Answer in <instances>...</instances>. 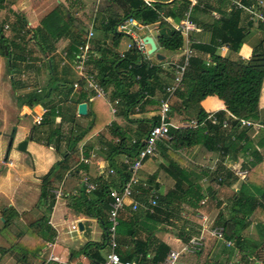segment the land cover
Segmentation results:
<instances>
[{"label":"crops","instance_id":"1","mask_svg":"<svg viewBox=\"0 0 264 264\" xmlns=\"http://www.w3.org/2000/svg\"><path fill=\"white\" fill-rule=\"evenodd\" d=\"M79 1L81 6L76 8L73 0H45L40 5H33L31 0H22L17 5L13 0H5V2L2 3V7H0V27L4 32V36L11 44H13V54L18 56V52L16 51L17 49L15 48V43H18V38H16V33L12 30L13 26L18 21L22 20L26 22L27 27L30 30H33L39 26L40 21L43 19L45 14L50 13L52 10L61 12L65 9L68 10L70 15L75 17L76 20H79L82 27H84L85 33L83 38L89 32L93 34L89 42L90 61L93 62V64L98 62V60L109 62L113 59L112 56L116 54L118 57L119 53L126 51V47L130 43V39L132 41L135 38H141L144 40L145 37H149L156 45L155 53L148 54V46L144 53L134 52L132 56L134 55V57H136L141 64L143 63L147 70H159V76L164 85H169L171 83L172 68L175 64L182 61V52L181 50L176 51V53L164 50L160 47L158 38L160 36H169L171 34V31L174 30V26L179 23V21L183 18L185 11L188 9L189 0H151V7L148 8L158 15L157 22L150 25H143L139 21L135 20L136 27L133 29V34L125 35L129 38V40L124 42V38H121L120 43L116 48L113 47V34L107 32L106 28L109 23H114L115 19L124 18L126 14L132 11L131 7L136 4L133 3L132 0ZM199 1H201L199 6L191 10L192 20L197 25L199 30L198 32L191 33L190 35L193 48L192 58L202 60L203 64L208 66L211 61L210 55L196 50L194 46H210L211 43L219 45L220 42H223L226 39V35L228 33H234L235 28L232 29V27H236L241 32L245 33V37L239 51L233 52L228 45L223 43L220 44L219 47L217 46L215 54L222 57H228L232 60L247 61L251 57L253 49L264 40V24L250 21L247 14L241 11L237 22H235L234 17L231 18L233 20H228L227 17L232 14V12L238 11L231 6L232 3L230 0ZM249 1L252 4L257 3L258 5L259 2H261L260 10L264 15V0ZM7 22H10V25ZM65 22L68 25L71 24V20L69 18H66ZM6 26L8 27L7 29H5ZM5 32H7V34H5ZM68 43V38L63 37L57 39L54 44V52H52L47 58H42L31 41L26 46V50H28L31 54L26 56L27 52H25V54L22 55L23 57L25 56L24 61H18L16 65V67L21 70L19 77L20 80H22L23 86H27L26 89L29 91L32 89L36 90L38 94L43 89L33 86L40 84L39 82L41 80V76L43 75V66H45V68L47 67L48 73H46L49 76V79H51V82L45 87V89L49 88L51 91L50 98L48 100L52 101L53 104H58L65 117V120L55 118V125L59 127L60 131L57 151L54 150L52 146L47 145V141L43 140L46 136L44 132L39 131L37 128L34 130L33 127H22L16 122L20 116H28L35 106H32V108L29 107L25 101L21 102V97L19 96L24 94L25 91L22 89L15 91L13 89L11 83V72L9 68L5 67L6 62L0 55V153H3L2 158L5 156L8 147L7 144H9L11 136V134H7L9 131V122H11V126L16 124L22 132L20 136L21 138L18 139L16 143L15 135L12 133L13 142L11 144L7 162L0 161V223L3 224L4 227L10 229L9 231L11 234L16 235L19 239V241L17 240L15 243L10 240L8 236H1L0 232V264H99L98 262H91L87 256L79 252L87 243H101L103 241V230L101 229L102 225L100 221L84 215H74L68 208L69 199L67 197L77 194V188H73L70 191H68V186H66L67 189L65 188V190L59 188L61 189L63 196L59 199H55L54 206L51 209H49L46 204L42 205L39 202V192L37 196L39 206L36 212L27 210L29 206H26L27 199L25 197L18 198L17 201H15V199L9 194V191L12 187H14V185H16L15 183H18L19 180L23 181L22 179L30 173L27 171L28 168L26 163L24 165H20L15 170V165L10 160L11 156L15 155V153H13V148L16 146L18 147L17 144L26 140L27 144L25 152H27L29 141H36V144H32L33 146L31 147V151L36 157V166L33 168V173L38 174L36 180L38 181L39 186L40 179L56 162L61 159L62 154L69 151L73 145L72 143L81 138V141L77 143L80 154L79 159L81 160L77 167L78 173L70 182L74 181L77 184L76 187H80L81 180L83 178H87L90 182L94 183V180L102 177L108 178L117 184V174H109V171L112 170L111 167H109V160L110 157H112V151L109 148L108 143L110 141H116L112 135V129L110 127L111 123L117 124L120 127H127L131 130H135L136 120H150L151 118L158 116L159 102L161 98V94L159 93H156L155 96L152 97L146 92L145 95L148 98H146L147 101H145V103L150 101L151 103L147 104L143 108L141 107L142 109L139 113L129 115L128 119L119 115L118 109L117 113L113 115L110 111V106L104 100L99 99L103 102L105 107H108L110 113L112 114L111 120L104 126L100 125L99 127L98 125V129L93 131L92 134L91 132H87V128L91 122V117L86 118V116H79L77 114V107L79 104L84 103L87 106V113L92 109L94 114L97 112L96 107L94 106L96 101L93 103L91 102L95 97H93L92 94L90 95L84 87L81 89L73 88V84L79 81L72 66L77 52L69 56L66 52ZM137 54H139L140 58H137ZM155 55L162 56L163 60H159ZM50 60L53 65V71L49 70ZM7 65L9 67V62ZM107 66L109 67V64ZM104 72V74L110 75L107 79L112 78L114 75V71L112 69H105ZM14 73L15 78L18 79L17 73ZM6 77L9 80L8 83L5 82ZM52 81L55 83L51 86L50 84ZM111 83L112 82H109V86L106 88L109 94L113 91ZM135 90H137V88H132L133 92ZM259 96V123L262 124V129L264 130V81L262 83L261 94ZM48 100L46 99L41 102L45 103ZM18 102H20L19 104L21 106L18 105ZM91 103L93 104V108L91 107ZM46 105L48 106V104ZM46 105L42 103L36 105L35 108H40L41 113L35 118V123L36 119L42 117L45 113V108L47 107ZM200 105L206 113H217L220 112V110L225 111L224 104L221 100L212 96L206 97ZM98 108L100 109L99 106ZM70 119H73V121H75V123H77L83 130L76 131L73 123L69 121ZM173 119H171L170 122L174 127L183 126L181 117H177V119L175 117ZM260 131L261 129H251L249 133L250 139L255 140ZM36 132L40 134L39 137L35 136ZM31 134L32 139L29 140L28 136ZM256 148L257 150H260V148ZM46 149L52 151L55 154V157L53 158V155L46 153ZM199 150V147H194L187 150H181L179 154L182 158H184V160H187V162L200 164L202 154ZM206 156H203L202 159ZM248 156V154H238L233 158L226 159L224 161V165L227 169L242 168L246 163V157ZM206 158L207 162L204 164L205 166H203L204 169H213L214 171L218 156L211 153V155ZM26 159V156H22L23 161ZM251 159L252 158H249L248 161H251ZM113 160H115L117 164L126 162L125 157L118 155L114 156ZM150 162L152 163L151 165L149 164ZM145 164H147V166H145ZM165 164L166 161L158 155L157 157L149 158L143 162L141 169L138 171V178L140 181L139 189L141 190V193L146 192V189L149 187L147 184L150 183L149 177L157 171L159 172V176L154 182V185H157V187L153 186L154 191H157L158 194L162 195L166 193L168 189H172L174 187V181L159 169L161 165L164 166ZM181 165L185 167L183 164ZM146 167L147 169H145ZM261 167L264 177V161L261 164ZM142 184H146L147 187H143ZM200 184L203 189L207 191L208 185L202 181H200ZM241 184L242 182L240 181H234L230 186L224 185L217 189L215 199L210 201L207 200L206 203L202 205L197 216H195L196 221L193 219L189 220L186 215L187 218L180 221H175V219L172 220L175 227L161 223L155 224L149 220H142L143 226L148 228L151 235L166 244L170 250H180L181 247H183V245L191 238L200 234V229L198 234H186L192 227L196 226L201 228L200 216H205L207 218L208 227L212 228L213 224L216 222L215 218L217 217L219 210L217 204L219 203L222 205L220 210L224 213V216H227L229 204L231 203L232 198L231 193L234 194L235 192H238ZM129 208V206H126L121 212L120 215L123 218L127 217L126 214L130 210ZM40 209L44 210V212H40ZM182 215L184 216L185 212H183ZM42 217H47V223H43L39 227L33 226V223L38 222ZM5 219L10 222L7 226H5ZM249 220L252 224L249 225V227L245 229L242 234L246 239L258 241L260 240V236L257 226H264V211L260 209L257 210ZM79 222L83 225V231L79 232L77 230L78 228L76 230H71L72 226H78ZM195 222L196 224H194ZM20 224L25 227L26 230H24V232H20L18 230L17 226ZM181 227L184 229L181 230ZM260 229L263 233V228ZM203 234L205 240L202 249L194 255H183L187 258L180 264H209L215 259L225 260L227 258H229V264H243L241 261L242 254L239 253V250L236 249L233 244L226 247L222 241L212 238L208 234L207 230ZM20 235L23 237L19 238ZM42 236H45L46 240L48 238L51 239L45 243V246L40 252H36L35 255L30 253L31 251L38 250L39 242L42 241ZM24 241H26V243H24ZM116 242V253L119 255L120 259L125 258L132 253L133 240L131 237L122 234L120 230H116ZM21 243H23L22 253L20 251L17 252L15 249V247ZM24 250H30V252H27V255H30V257L27 256V258L22 255ZM109 251L110 248L107 246L100 252L103 260ZM21 255L23 258H21ZM183 256L182 259L185 258ZM50 257H54L56 260L50 259ZM151 257L152 253L150 252L146 257V262L144 264H151ZM249 261L253 262V258H249ZM132 262L135 264L134 260H132ZM257 264L261 263L258 262Z\"/></svg>","mask_w":264,"mask_h":264},{"label":"trees","instance_id":"2","mask_svg":"<svg viewBox=\"0 0 264 264\" xmlns=\"http://www.w3.org/2000/svg\"><path fill=\"white\" fill-rule=\"evenodd\" d=\"M17 5L22 0H13ZM45 0H31L33 5H40ZM243 4L249 5V0H240ZM5 0H0V7ZM135 6H132V11L125 15L124 18L115 19L114 23L108 24L106 31L112 33L113 47L116 48L120 39L126 34L117 32V26L125 19L132 18L139 21L143 25H150L158 20V15L150 8L146 7L139 0H132ZM201 1L198 0L199 6ZM193 8V9H194ZM240 11H235L230 14L227 19L237 22ZM69 18L71 24L68 25L65 20ZM236 26V25H235ZM233 34H227L226 39L220 44H226L233 52L239 51L242 46L245 33L241 32L236 27ZM15 36L18 38V43H15L18 56L13 54V44L4 36L3 30L0 27V55L8 59L9 69L12 76V87L15 91L24 90L21 94V102L25 101L29 107L33 105L48 104L46 111L42 116L40 124L37 127L45 128L43 132L46 134L45 141L47 145L52 146L57 151V143L59 141V127L55 125V118L65 120L64 114L58 104H53L50 98V89H43L38 94L36 90H27V86H23L19 74L21 70L16 67L17 62L24 61L25 56L22 55L27 52L26 46L32 41L38 54L44 58L48 57L54 52V44L57 39L68 38L69 43L66 52L69 56L77 52L78 47L84 42L83 35L85 33L79 20L70 15L68 10L58 12L52 10L45 14L37 28L30 30L26 22L20 20L12 28ZM25 38L27 40L25 41ZM160 47L168 52L179 51L183 45L184 40L182 36L171 31L169 36H160L158 38ZM218 44L211 43L210 46H194L196 50L210 55V64L205 66L202 60L191 58L183 78L182 88L175 95V102L171 105V112L169 115L171 119L181 117L183 126L170 127L168 141H161L158 144V156L166 161V164L159 169L163 171L168 177L174 181V187L168 189L164 194H158V199L155 207L150 210L140 208L136 212L128 211L126 218L119 215L118 230L122 234L131 237L133 240V249L127 257L122 258L123 262L135 261V264H144L148 253H152L150 259L151 264H160L164 261L166 255L170 251L169 247L163 242L157 240L151 235L148 228L143 226L142 220H149L155 224L161 223L166 225H173L172 220L180 221L185 219L182 215L195 217L197 216L202 201L214 200L217 189L224 185H232V182L237 181L231 172L225 167L224 161L233 158L238 154H248L247 161L242 167L248 170V174L242 182L238 192H235L229 204L228 214L220 210L221 203L218 205V213L216 222L213 227H222L223 238L225 241L231 242L239 253L242 254L243 264H257L260 262L264 264V226H257L259 238L258 241L246 239L242 232L251 225L249 220L257 210L264 211V177L261 164L264 161V130L261 129L259 135L255 140L250 139L249 133L251 127L241 125V121L259 122V99L264 81V40L260 42L254 49L251 57L247 60H232L228 57H222L215 54ZM137 52L135 50L126 52L125 57L120 59L117 54L112 56L113 59L109 62L98 60L95 64L90 61V65L96 70L97 78L100 84L106 89L109 82H112L113 91L110 93L111 100H119L117 106L118 114L128 119L129 115H135L141 111L143 107L151 103L146 102L145 93H149L152 97L156 93L163 97V84L159 76V70L149 71L145 65L134 57L132 54ZM137 58H140L137 54ZM50 71H53L51 60ZM109 64V67L107 66ZM113 70L114 75L104 74V70ZM18 79L15 78V73ZM83 87V82H79V88ZM137 88L134 92L132 88ZM72 89V87H71ZM216 97L224 104L225 111L217 112L215 118L216 123H213L207 118L209 113H206L201 107L200 103L206 97ZM48 100L45 103L43 100ZM100 98L92 99V103ZM91 107L93 108V104ZM154 103V102H152ZM142 107V108H141ZM137 109V110H136ZM228 114L232 117L228 119ZM91 117V122L87 128V132H92L98 129V119L96 112L88 111L86 118ZM190 120H195L196 128L188 127ZM76 131L83 130L80 126L70 119ZM223 121H227V126L222 127ZM135 130L127 127H120L117 124L111 123V131L116 141H110L109 148L112 151V157L109 160V167L118 176V183L112 182L108 178H98L94 180L95 190L90 194H86L82 187H76L77 184L72 181L76 176L77 167L80 164V154L77 143L81 141L78 139L72 143L73 145L62 154L61 159L56 162L50 170L40 179L39 202L46 204L49 209L54 206L55 199L51 191L61 188L68 191L77 188V194L67 197L69 199V209L74 215H84L86 217L94 218L100 221L103 230V241L101 243H87L79 253L87 256L91 262H98L103 264L104 260L101 258L100 252L108 246L110 222L108 221L109 211V191L114 188H120L124 181H126L130 173L128 171V164H117L113 160L114 156L125 157L128 163L136 160L139 152L143 148L142 141L146 137L149 129L158 123V117H153L150 120H136ZM261 124V123H260ZM49 130H48V128ZM73 129V130H74ZM86 135V134H85ZM84 135V136H85ZM83 136V137H84ZM76 140V139H75ZM194 147H199L203 156L208 157L211 153L218 156L215 170L211 172L209 169H204L203 166L207 162V158H201L200 164H193L184 160L179 154L181 150H187ZM260 150H257V148ZM262 151V152H261ZM252 158L251 161H248ZM183 164L185 167H183ZM159 172L152 174L150 183L147 184L151 189L157 187L154 185ZM204 178L208 179L206 182L207 191L203 189L200 181ZM220 180V181H219ZM232 181V182H231ZM154 186V187H153ZM149 191L141 193L137 196V200L146 203ZM218 203V202H217ZM121 214V213H120ZM248 218V219H247ZM9 221L5 219V226L9 225ZM47 223V217H42L38 222H34L33 226H41ZM263 228V233L260 228ZM184 228L181 227V230ZM194 229V230H193ZM198 227H192L186 234L193 235L199 233ZM24 236V233H23ZM20 235L19 238L23 237ZM189 237V236H187ZM39 248L36 251L24 250V257H27V252L35 255L40 252L45 243L51 238L45 239L41 237ZM20 246V245H18ZM117 249V248H116ZM21 255V258H23ZM74 255V253H73ZM28 258V257H27ZM253 258V262L249 261ZM229 258L221 260H213L209 264H229ZM239 264V263H235Z\"/></svg>","mask_w":264,"mask_h":264},{"label":"built area","instance_id":"3","mask_svg":"<svg viewBox=\"0 0 264 264\" xmlns=\"http://www.w3.org/2000/svg\"><path fill=\"white\" fill-rule=\"evenodd\" d=\"M145 6L151 7V0H140ZM231 6L238 11L245 12L248 16V19L253 22H258L264 24V15L260 10L261 2L259 5L249 4L245 5L240 0H230ZM198 5V0H189L188 9L185 11L183 18L179 21L177 25L174 26V31L179 33L183 40L184 45L180 49L182 52V61L177 63L172 68V81L169 85H166L163 88V97L160 98L159 102V112H158V123L153 125L146 137L144 138L145 144L143 148L139 152L136 160L132 163H128V171L130 173L129 178L120 185V188H114L109 191V211H108V221L110 222V228H108L109 240L108 246L110 248L109 253L105 256L103 264H134L133 262H123L119 255L116 253L117 242H116V228H118V218L120 213L125 209L126 206H129L132 212L138 211L140 208H144L150 210L152 212V208L155 207L158 193L151 188H147L149 191V195L146 203L139 202L136 198L141 194V190L139 189V178L138 171L141 169L143 162L149 158L154 157L157 154L158 144L161 141L170 140L169 137V128L173 127L170 122V112L172 100L175 98L177 92L182 88L184 74L189 65V61L192 58L193 48H192V39L190 38L191 33L198 32V27L192 20V12L193 8ZM136 27L135 20L132 18H127L123 20L117 26V32L132 35L133 29ZM8 27L6 26L5 29ZM92 33L89 32L84 37V42L78 47L77 53L74 57L72 66L74 72L78 76L77 82L73 84V88H79V82H83L84 89L92 94L95 98H100L104 100L109 106L110 111L114 115L117 113V105L119 104V100L114 99L111 100L110 94L104 87L100 84L97 78L96 70L90 65V40L92 37ZM148 45L141 38H135L131 43H129L126 47V51L119 53V58L123 59L125 57L126 52L129 51H137L139 53H144ZM137 110V109H136ZM216 113H209L207 118L211 120L213 123H216L217 120L215 118ZM228 119L232 117L230 114L227 115ZM42 121V117L36 119V125L40 124ZM241 125L245 127H251L254 130H260L263 128L262 124L259 122L253 121H241ZM188 127L196 128L197 123L195 120H190L187 124ZM227 126V121H223L222 127ZM232 176L236 179L245 180L248 170L242 168H229L228 169ZM211 172L213 169L210 170ZM110 175H113V170L109 171ZM220 181V180H219ZM203 183L208 182L207 178L202 180ZM86 194H90L95 190L94 184L90 182L87 178H83L80 184ZM143 187H147L146 184H142ZM53 194L54 199H59L63 196L61 189L53 190L51 192ZM127 201L129 203H127ZM207 200L202 201V204H205ZM201 219V228L200 234L196 237L191 238L186 244L181 247L180 250H170L166 255L164 261L161 264H177L179 258L186 254H197L204 245V232L207 230L208 234L214 238L215 240L222 241L226 247L231 246V242L225 241L223 238V229L222 227H208L207 218L205 216H200ZM77 226L73 225L71 230H76ZM50 259L56 260L54 257H50Z\"/></svg>","mask_w":264,"mask_h":264},{"label":"rangeland","instance_id":"4","mask_svg":"<svg viewBox=\"0 0 264 264\" xmlns=\"http://www.w3.org/2000/svg\"><path fill=\"white\" fill-rule=\"evenodd\" d=\"M79 2H80L79 0H76V1L73 0V3H75L76 8L81 6V4H79ZM7 23L10 25V22H7ZM5 34H7V32H5ZM122 38H124V42H126V41L129 40V38H127L126 36H124ZM26 40H27V38H26ZM131 42H132V40L130 39V43ZM2 58L6 62V66L5 67L9 68L8 65H7L9 60H7L3 56H2ZM42 70H43V73H42L43 75L41 76V80L39 82L40 84H38L37 86H33L32 85L33 87H39L41 89H44L46 87V85L51 82V79H49V76L47 75V73H48L47 72V67L45 68V66H43V69ZM5 82H7V83L9 82V80L7 79V77L5 78ZM54 83L55 82L52 81V83L50 85L52 86V85H54ZM174 102H175V98L172 100V103H174ZM19 103L20 102H18V105L21 106ZM34 106L36 107V104L33 105V107ZM94 106L96 107V111H97L96 112V117L98 119L99 127H100V125L104 126L107 122H109L111 120L112 114L110 113L108 107H105L103 105V102L101 100H99V99L96 100V102L94 103ZM98 106L100 107V109L98 108ZM35 107L33 108V110H31V112L29 113L28 116H26V117L20 116L16 120V122L18 123V125H20L22 127L23 126H26V127H30V128L31 127H33V128L35 127V125H36L35 118L37 116H39V114L41 113L40 108L39 109H36ZM177 117H178V115H177ZM177 117H176V119H177ZM8 127H9V131H8L7 134L10 135V134L14 133V135H15V143H16L17 140L21 138L20 136H21V133L22 132L18 128V126L16 124H13L11 126V122H9ZM37 129L39 131H42L43 132V130L45 128H43V127H40V128L37 127ZM48 130H49V128H48ZM35 136L36 137H39L40 134H38L36 132ZM43 140H45V138ZM32 144L33 145L36 144V141H32V140L29 141V144H28L29 147L27 149V152H25V153L19 152L17 146L13 148V153H15V155L14 156L12 155L10 160L15 165V170L20 165H24L26 163L27 164V168H28L27 171L30 172V173H29V175H26L25 178L22 179L23 181L19 180L18 183H15L16 185H14V187L11 188V190L9 191V194L15 199V201H17L18 198L25 197L27 199L26 200V206H29V208L27 210L28 211L31 210L32 212H36L37 209H38V206H39L37 196H38V192H39V189L40 188H38L39 185H38V181L36 180V177L38 176V174L33 173V171H34L33 168H34V166H36V157H35V155L31 151V147L33 146ZM5 147H6V145H5ZM5 147H4V151H5ZM45 152L46 153H49L50 155H53V158L55 157L54 156L55 154L52 151L46 149ZM157 155H158V153L154 157H157ZM2 156H3V153L1 152L0 153V159L2 158ZM22 156H26L27 159L25 161H23L22 160ZM0 161L1 162H4V157ZM149 164L151 165L152 163L150 162ZM145 166H147V164H145ZM145 169H147V167ZM161 175H162V173H161ZM237 181L244 182L243 179H238ZM231 195L233 196V193H231ZM127 203H128V201H127ZM45 211H46V209H45ZM40 212H44V210H41L40 209ZM46 214H47V212H46ZM44 215H45V213H44ZM183 217L184 218H187V216H185V215ZM188 218H189V220L190 219H193L194 221H196L195 217L194 218L188 217ZM194 224H196V222ZM17 228H18V230L20 232H24V230H26L25 227L22 226L21 224L18 225ZM9 230L10 229H8L7 227H4L3 224L0 223L1 236H3V237H7L8 236L9 239L12 240L15 243H16L17 240L19 241V239L17 238V236L11 234V232ZM24 243H26V241H24ZM22 247H23V243H21L20 246H16L15 249H16L17 252L20 251L22 253ZM23 254H25V252H23ZM189 255H191V254H186L185 256H189ZM28 256L30 257V255H28ZM185 256H183V257H185ZM186 258L187 257H185V258L182 259V256H181L179 258L177 264H180V263L184 262L186 260Z\"/></svg>","mask_w":264,"mask_h":264},{"label":"water","instance_id":"5","mask_svg":"<svg viewBox=\"0 0 264 264\" xmlns=\"http://www.w3.org/2000/svg\"><path fill=\"white\" fill-rule=\"evenodd\" d=\"M144 41L149 46V52H148V54L155 53V51H156V45H155L154 41L151 38H149V37H145L144 38ZM155 56L159 60H163V57L162 56H159V55H155ZM77 114L79 116H86V114H87V106H86V104L82 103V104H79L78 105V107H77ZM31 139H32V134L29 136V140H31ZM144 141H146V140H144ZM144 141H142V146L145 144ZM12 142H13V134H11L9 144H7L8 147H7V151L5 153V156H4V162H7L8 154H9V151H10ZM26 144H27V141L26 140H24V141L20 142L19 144H17L18 145V150L21 151V152H25L26 151ZM77 228H78L77 230L79 232H82L83 231L82 230L83 229V225H82L81 222L78 223Z\"/></svg>","mask_w":264,"mask_h":264}]
</instances>
